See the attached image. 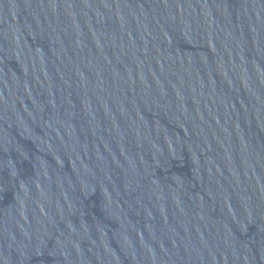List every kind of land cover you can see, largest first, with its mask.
Segmentation results:
<instances>
[{"label": "water", "instance_id": "95a60500", "mask_svg": "<svg viewBox=\"0 0 264 264\" xmlns=\"http://www.w3.org/2000/svg\"><path fill=\"white\" fill-rule=\"evenodd\" d=\"M0 264H264V0H0Z\"/></svg>", "mask_w": 264, "mask_h": 264}]
</instances>
